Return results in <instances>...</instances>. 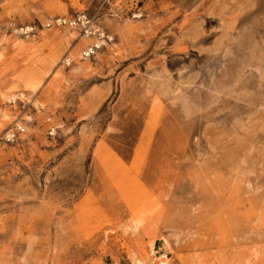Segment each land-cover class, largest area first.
<instances>
[{
    "label": "rangeland",
    "instance_id": "obj_1",
    "mask_svg": "<svg viewBox=\"0 0 264 264\" xmlns=\"http://www.w3.org/2000/svg\"><path fill=\"white\" fill-rule=\"evenodd\" d=\"M82 12L112 38L85 62L78 29L44 28ZM152 246L264 264V0H0V264Z\"/></svg>",
    "mask_w": 264,
    "mask_h": 264
},
{
    "label": "built area",
    "instance_id": "obj_2",
    "mask_svg": "<svg viewBox=\"0 0 264 264\" xmlns=\"http://www.w3.org/2000/svg\"><path fill=\"white\" fill-rule=\"evenodd\" d=\"M58 27H65L69 29H78L80 33L85 34L86 31L89 32V35L94 37L97 40L101 41V46L112 42V38L104 33L101 28L97 27L93 21V18L88 16L85 13H77L69 18H59L55 22ZM46 29L49 28V25L46 24ZM12 33L23 38L33 40L38 36V30L36 27L31 25H25L12 30ZM97 49L95 47H89L88 50L82 51L80 54L81 61H90L94 58ZM24 129L22 127H14L12 130H9L5 133L4 140L5 142H13L15 136L18 134H23Z\"/></svg>",
    "mask_w": 264,
    "mask_h": 264
},
{
    "label": "bare ground",
    "instance_id": "obj_3",
    "mask_svg": "<svg viewBox=\"0 0 264 264\" xmlns=\"http://www.w3.org/2000/svg\"><path fill=\"white\" fill-rule=\"evenodd\" d=\"M134 17H138V16H134ZM57 19H59V18H57ZM57 19H54L51 23H47L48 25H49V28L51 27V26H54V27H58L56 24H55V22L57 21ZM46 26V25H45ZM45 26H44V28H45ZM69 29V28H68ZM84 36V38L85 39H87L89 42H91V47H95L97 50H99L100 49V46H101V41L100 40H97V39H95L94 37H92V36H90L89 35V32L88 31H86V33L83 35ZM89 49V47L86 49V50H88ZM216 59V58H215ZM63 63H65V66H69V63H70V59L67 57V58H64L63 59V61H62ZM214 65V64H213ZM72 70H75L74 68H72ZM208 84V83H207ZM17 127V126H16ZM19 127V126H18ZM139 223H140V221L139 220H132L131 221V223L129 224V226H128V230H130V231H132V232H135L136 230H137V228H138V226H139ZM258 229V228H257ZM167 244L166 243H163L162 242V249H163V251H164V249H166L167 250ZM149 248H151L150 250H149V252L148 253H144V255H143V257H142V261H143V263L144 264H165L166 263V261H165V258H166V255L163 253V252H161V253H156L155 251H154V246H152V247H149ZM144 250V249H143ZM142 256V255H141Z\"/></svg>",
    "mask_w": 264,
    "mask_h": 264
}]
</instances>
